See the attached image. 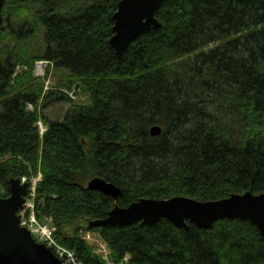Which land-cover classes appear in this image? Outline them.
<instances>
[{
  "label": "trees",
  "instance_id": "16d2710c",
  "mask_svg": "<svg viewBox=\"0 0 264 264\" xmlns=\"http://www.w3.org/2000/svg\"><path fill=\"white\" fill-rule=\"evenodd\" d=\"M121 1L32 0L25 10L7 0L0 197L9 196L11 178L41 173L37 216L83 264H107L84 239L87 232L107 243L115 264L127 255L129 264L263 263L264 237L249 221L222 220L210 230L192 223L178 229L166 219L89 227L116 204L141 198L207 202L264 193V0H165L156 12L162 27L138 37L118 59L110 40ZM40 29L41 46L17 48ZM37 60L52 61L59 88L83 87L90 103L52 90L43 108L59 102L71 108L62 120L43 117V81L31 71L13 78L17 65L32 70ZM156 125L163 131L152 137ZM95 177L121 188L122 197L89 190Z\"/></svg>",
  "mask_w": 264,
  "mask_h": 264
},
{
  "label": "water",
  "instance_id": "95a60500",
  "mask_svg": "<svg viewBox=\"0 0 264 264\" xmlns=\"http://www.w3.org/2000/svg\"><path fill=\"white\" fill-rule=\"evenodd\" d=\"M6 0H0V33L5 20L3 9ZM165 0H122L113 16V37L110 45L118 59H122L130 45L141 35L162 27L156 12ZM160 126L151 129L152 137L162 134ZM88 189L101 192L118 200L121 188L96 177L88 183ZM10 196L0 198V264H62L45 244L38 243L28 228L21 226L18 215L26 202L29 183L20 178L9 180ZM166 219L178 229L188 230V222L210 230L221 220L249 221L264 237V193L233 194L219 201H198L190 197H174L166 200L141 198L128 207L116 205L104 219L89 223L90 228L106 226H130L135 223L154 225ZM261 264H264L261 263Z\"/></svg>",
  "mask_w": 264,
  "mask_h": 264
},
{
  "label": "rangeland",
  "instance_id": "374dc122",
  "mask_svg": "<svg viewBox=\"0 0 264 264\" xmlns=\"http://www.w3.org/2000/svg\"><path fill=\"white\" fill-rule=\"evenodd\" d=\"M14 1H18L20 3H18L16 6L18 8V6L21 5H25V10H31L32 7V0H27V2L23 3L21 2V0H14ZM7 2L5 5V9H8ZM22 10V9H21ZM17 14H19L20 12H16ZM21 14V13H20ZM43 44V30L40 29L39 32L37 33V35L33 38H30L28 40H26L25 42L22 43V45L20 46L19 44L17 45V48L19 50H23L26 49L29 52H32L33 49L38 48L39 46H41ZM25 51V50H24ZM38 74L40 76L44 75V72L38 70ZM59 85H62V83L60 82L58 76L56 75V71H55V75H53L51 77V83L49 84V88H54L57 90H64L66 91L67 89H60ZM47 92H45V87H44V91H43V95L40 98L39 101V108H40V113L43 115V117H46L47 119L51 120V121H58V120H62L64 118V116L66 115V113L70 110L71 108V104L70 103H65V102H59V103H55V104H51L49 106L46 107H42V101L44 99V96L46 95ZM76 102H78L77 104H85L87 105L88 103H90V97L86 96V95H82V94H78L77 95V99L75 100ZM2 162V160H0V163ZM36 178V176L34 177V179ZM40 232H42L41 229H39ZM88 239L91 242L92 245H97L96 249H98V245L102 244V240H100V237L98 234H88ZM63 258L69 263V264H80L79 262H74L72 260V258L67 254L64 253L63 251L59 252Z\"/></svg>",
  "mask_w": 264,
  "mask_h": 264
},
{
  "label": "built area",
  "instance_id": "2783aa9c",
  "mask_svg": "<svg viewBox=\"0 0 264 264\" xmlns=\"http://www.w3.org/2000/svg\"><path fill=\"white\" fill-rule=\"evenodd\" d=\"M47 66H48V62H39L37 64V67H36V74L38 76H40L38 74V70L44 72V74H45V69H46ZM18 71H20V68L18 69ZM32 208H33V205L29 204V208L28 209H32ZM24 213H26V212H24ZM24 224L27 225V226H29L32 229V231L35 234H37L38 236H40V237H42V238H44L46 240H49L51 245H55L56 248H57L58 254L62 258H63V256L59 253L60 251H63L64 253H67L72 258V260L74 262H77L76 258L74 257V255L72 253H70L68 250H66V249H64V248H62V247H60V246H58V245L55 244V242L53 241V237H52V231L47 226H41L37 222V220L34 217V215H31V217L29 219L25 220L24 221ZM39 229H41L42 232H40ZM66 263L69 264L67 261H66Z\"/></svg>",
  "mask_w": 264,
  "mask_h": 264
}]
</instances>
